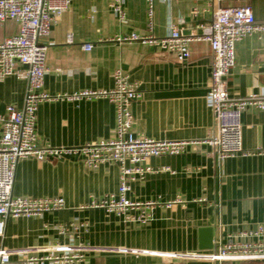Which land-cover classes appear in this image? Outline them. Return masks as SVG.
<instances>
[{
  "label": "crops",
  "instance_id": "0c3cea01",
  "mask_svg": "<svg viewBox=\"0 0 264 264\" xmlns=\"http://www.w3.org/2000/svg\"><path fill=\"white\" fill-rule=\"evenodd\" d=\"M229 2L235 0L223 5ZM240 2L250 5L256 19L264 22V0ZM195 7L199 9L196 15ZM124 8L126 19L122 21L110 0H71L52 23L45 41L44 89L54 96L111 89L114 71H126L142 92L131 107L135 135L189 141L183 153L151 157L148 165L155 171L131 181L127 196L133 201H182L171 207L157 206L146 224L126 221L103 209L81 208L93 198L118 192V163L88 168L79 155L43 160L26 157L17 164L13 194L62 197L66 208L40 216L5 218L0 250L10 252V264L61 251L81 254L74 264H218L187 258V254L213 252L231 238L240 240L236 236L244 231L264 227V153L220 160L206 142L215 124L206 98L212 71L209 42L192 41L189 58L180 62L174 53L158 46L118 41L133 32H149L147 0H126ZM213 9L210 0H155L153 35H167L169 23L182 27L187 35L201 34L199 25L212 19ZM18 31L16 22L7 21L0 35ZM88 43L93 44L91 50L83 47ZM227 82L232 96L264 91V33L238 42L236 64ZM27 87V79L18 74L0 79V113H6L9 105L21 108ZM116 120V106L106 98L58 97L40 104L36 133L42 146L76 147L113 137ZM241 120L244 147L264 150V110L248 106ZM205 226L215 230L212 250L199 248L200 228Z\"/></svg>",
  "mask_w": 264,
  "mask_h": 264
},
{
  "label": "built area",
  "instance_id": "2783aa9c",
  "mask_svg": "<svg viewBox=\"0 0 264 264\" xmlns=\"http://www.w3.org/2000/svg\"><path fill=\"white\" fill-rule=\"evenodd\" d=\"M126 0H110V7L122 21L126 19ZM165 1V0H162ZM214 9L211 20L201 23V34L187 35L183 28L169 23L164 37L153 35L155 25V0H147L148 33L133 32L120 36L118 41H140L174 53L180 62L190 54L192 41L209 42L212 51V71L207 94L208 105L212 108L215 124L212 135L206 139L220 160L254 153L243 145L242 113L248 106L264 110V91L245 97L232 96L228 90L227 77L236 64L238 42L252 34L264 33V22L258 21L253 9L241 0L223 5L231 0H210ZM234 1V0H233ZM71 0H0V30L7 21L19 25L18 33L0 35V79L18 74L28 81L24 105L21 108L9 105L6 113H0L2 135L0 138V235L4 234L5 218L19 216H40L46 212L61 211L66 208L62 197H23L13 194L15 172L18 162L29 156L43 160L49 156L62 158L79 155L88 168H98L105 163H118L121 169V182L118 192L101 198H93L81 208L103 209L109 213L124 216L126 221L146 224L154 217L157 206L171 207L181 199L163 203L160 200L133 201L127 196L130 182L136 177L143 178L155 171L148 165L151 157L177 155L186 150L189 141L158 140L143 135H135V118L132 104L142 97L136 84L121 68L114 71V86L111 89L84 90L68 95L54 96L44 89L47 72L48 44L45 42L51 33L56 17L66 11ZM193 13H199L195 7ZM72 42V38H68ZM91 50L92 43L83 46ZM19 65L25 69H19ZM64 97L70 100L106 98L116 106L117 120L114 136L76 147L42 146L38 142L36 122L42 102ZM168 169V168H166ZM81 225H84L83 223ZM75 226V225H74ZM76 227V226H75ZM220 244L213 252L188 253L187 258L203 259L218 264L227 262L264 261V227L248 230ZM215 247V244H214ZM59 248V247H58ZM48 256H31L24 264H74L82 257L79 253L61 251ZM186 256V255H185ZM10 252L0 250V264H10Z\"/></svg>",
  "mask_w": 264,
  "mask_h": 264
},
{
  "label": "water",
  "instance_id": "95a60500",
  "mask_svg": "<svg viewBox=\"0 0 264 264\" xmlns=\"http://www.w3.org/2000/svg\"><path fill=\"white\" fill-rule=\"evenodd\" d=\"M215 230L213 226H205L200 228V250L214 249Z\"/></svg>",
  "mask_w": 264,
  "mask_h": 264
}]
</instances>
